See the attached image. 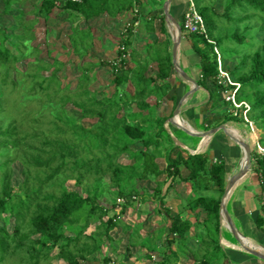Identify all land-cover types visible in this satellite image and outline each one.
I'll use <instances>...</instances> for the list:
<instances>
[{"label":"trees","instance_id":"trees-1","mask_svg":"<svg viewBox=\"0 0 264 264\" xmlns=\"http://www.w3.org/2000/svg\"><path fill=\"white\" fill-rule=\"evenodd\" d=\"M1 1L3 14L10 15L13 10L16 14L12 15V23L0 27V151L3 148H13L18 154V147H22V151L12 158L17 161L22 155L20 164L23 180L19 190H25V196L20 201L27 205V213L13 218L14 207L8 206L14 191L10 185L11 159L0 162V173L5 169L0 183V220L4 221L10 216L15 223L10 233L3 226L5 238L0 234V239L8 240L6 238L10 236L11 239L17 238L18 245L15 249L24 248V252L30 256V264H52L54 258L65 264H88L89 257L101 250L104 239L110 240L109 233L117 225L112 218L104 221L108 212L114 211L116 217L125 209L124 206L115 211L113 203L106 199L104 201V188L117 198L139 195L142 193L141 182L150 176L159 177L163 172L172 178H181L182 166L189 172L183 181L192 182L194 191H207L217 187L219 195H196L194 200V207L200 206L205 211L201 226L204 235L199 238V248L193 252L186 247V234L191 227L187 220H181L178 216L170 217L167 253L157 251L155 264H176L180 256H188L189 253L194 264L228 262V255L219 244L220 199L226 183L225 165L223 162H213L209 152L186 157L177 152L172 157L175 146L164 127L168 117L158 112L161 102L172 87L169 81L173 67L168 42L151 41L146 46L147 55L144 60L135 56V68L122 69L121 73L115 74V89L129 82L134 92L132 96L125 94L120 98L115 91L109 98L103 95L91 100L86 96L80 97L83 101H72V106L77 108L82 119H97L92 128H85L78 123H65V117L70 116L66 114L65 107L73 98L61 95L66 89L69 90L61 85L58 76L61 66L55 61L49 64L41 60L35 47L31 45V29L39 20L48 22L57 9L63 10L70 22L71 33L68 40L72 52L79 58L85 57L93 46V35L89 28L81 27L82 22L103 14L116 17L136 9L134 21H144L147 32L154 31L153 25L158 20L160 31L166 34L162 12L164 0H151L157 11L154 10L148 16H144L139 10L146 7L144 0H81L80 3L39 0L31 19H26L27 13L18 7L25 0ZM193 2L203 18L207 38L184 32L182 23L188 9L186 0H172L169 12L182 28L181 54H190L197 60L195 69L200 75L196 79L197 85L210 91L211 107L219 109L214 114L216 121L211 127L235 120L246 125L242 119L230 114L229 107L218 93L220 88L215 85L218 74L214 52L216 46L225 69L241 84L239 98L250 105L248 118L253 122L255 130L262 132L259 143L264 146V0ZM130 30H126V37L131 35ZM260 32L262 35L259 39L257 34ZM243 46L249 47V51L242 49ZM121 54L123 53L120 52L119 57ZM236 57L238 60L230 66L229 62ZM20 60H28L24 72L17 69L16 64ZM152 62L157 64L158 72L155 76H146L148 65ZM124 64L125 61L121 58L120 65ZM106 65L111 66L113 71L118 69L113 63ZM86 73L85 69L81 70L79 82L72 90L85 94L89 91L87 82H84V78L89 79ZM37 94L41 97L36 98ZM175 94L169 100L176 102ZM151 96L157 97L159 102L150 105L147 99ZM22 103L30 106L36 104L39 108L54 111L52 121L55 123V137L51 138V142L50 137L43 136L42 132L34 133L32 126L23 130L18 115L8 112L9 107L17 109ZM133 106L137 112L128 113L127 107ZM121 112L123 113L120 115ZM31 121L33 124L36 120L32 118ZM87 142L96 147L89 151ZM136 143L142 144L141 150L133 149ZM123 155L127 156L128 162H119ZM163 155L166 167L160 170L156 159ZM252 164L255 173L264 177V159L255 152H252ZM35 172L38 174L34 177ZM60 175L62 180L54 186V180L57 181ZM105 177L109 178V184L103 183ZM68 181H73L76 187L82 188V192L69 190L65 186ZM51 182L54 187L50 185ZM99 183H103L102 188ZM94 184L98 187L92 191ZM157 195L152 194L154 197ZM6 213L8 216L4 218ZM93 224L96 226L95 231L90 235L84 234ZM263 224L261 214L256 225L260 228ZM23 228L26 232H22ZM67 232L72 235H67ZM129 244H133L131 239ZM172 245L176 246L175 252H171ZM55 250L56 253L52 255ZM148 257L151 258L149 255Z\"/></svg>","mask_w":264,"mask_h":264},{"label":"crops","instance_id":"crops-1","mask_svg":"<svg viewBox=\"0 0 264 264\" xmlns=\"http://www.w3.org/2000/svg\"><path fill=\"white\" fill-rule=\"evenodd\" d=\"M27 2L28 0H25L21 5L26 4ZM0 5L1 27L5 24L12 23V21H7L6 18L10 17L12 19V15L14 14L13 12H11L10 15L3 14V4L1 0ZM21 5H18V7L20 8ZM22 11L26 13L24 9ZM134 17L135 10H131L123 12L116 17H109L108 15L103 14L92 18L87 22H82L81 27L89 28L93 35V46L89 49L85 57H88L90 52L97 48V44L100 52H102L101 54H105L106 51L104 44L106 40H108V37L112 36L115 41L110 42L118 45L114 48V45H110L109 42L110 46H108V48H112V51L110 52L111 56L109 59H101L104 63L112 64L119 57V47L124 46L126 53L124 59L125 64L123 66L120 65L116 71H113L111 66L106 65V63L104 65H99L100 67L95 65V71L104 69V74L111 77V80L115 78V74L121 73L122 69L131 70L135 68L137 65L135 56L137 59H139L140 56V58L144 60L147 55L146 46L153 40H157L158 42L167 41L169 51H171V36L166 25V34L162 33L156 24L153 25V32H147L145 26L139 27V22L134 21ZM26 18H28V15ZM135 22L138 23V26H133V23ZM129 25H131V35L126 37V26L129 27ZM99 32H101L102 35H100ZM178 62L181 68H183V70L195 80L200 76L195 69L197 60L192 58L190 54H187L186 56L182 55L181 44L179 47ZM90 63L92 62L90 61ZM157 72V64L153 62L149 63L146 76H155ZM169 82L172 87L167 92L166 97L158 108L159 114L167 116L168 119L172 117L173 111L180 98L191 86L180 80L178 75L174 72V69ZM121 86V89L117 90L115 87L114 90L107 93L105 97H111L115 91L120 98L124 97L125 94L133 95V88L129 82ZM174 93L177 94L176 102L169 100ZM209 98L210 91L202 86H198V90L183 103L177 122L184 125L190 131L198 133L214 128L211 127V125L216 121L214 114H217L219 109H213L211 107L212 103L209 101ZM147 102L150 105H155L156 102H159V99L155 96H151L147 99ZM127 112L135 113L137 112V109L134 106L131 108L127 107ZM127 112L125 111L124 113ZM122 113L123 112H121L120 115ZM168 119L164 124V127L167 133L171 136L175 146V151L172 153V157H174L177 152L181 153L184 157H186V155L209 152L213 162H223L225 165L226 186L228 178L235 174L240 167L243 157L241 148L221 131H218L211 137H191L176 126L170 124ZM225 125L226 127L229 126L227 128L228 131L237 138L245 140L250 134L249 128L239 122V120L228 121ZM253 129L256 131L255 128ZM240 130L247 132V135L242 136ZM259 131L260 130L257 129L256 132L259 134ZM207 138L209 139L206 142ZM250 145L251 148H254L253 142L250 143ZM133 149L136 151L141 150L142 144L136 143L133 145ZM156 162L159 165L160 170L165 169L166 159L164 155L157 158ZM162 162L164 163L163 165ZM188 174L189 172L181 166V178H172L166 172H163L159 177L150 176L146 181L141 182L140 188L142 193L139 195L135 194L137 197L136 201L125 202L121 205H117L116 202H114V210H120L125 206L124 212L116 217L114 216V211L108 212L104 221L107 218H112L117 225L109 233L110 240L104 239L101 250L89 257L88 264H155L158 258L157 251H160V253H167L168 247H166V245L168 229L171 224L170 217L174 216H178L181 220H187L191 225L186 234L188 239L186 247L190 251H196L200 246L199 238L204 235L201 226L205 219V211L200 206L194 207V200L196 199V195L218 197L219 190L217 187H212L207 191H194V185L192 182L185 183L183 181L187 178ZM155 193L158 195L155 197L152 196V194L155 195ZM263 198L264 181H261L259 174L255 173L252 164L251 170L235 184L226 202V208L238 230L246 237V240L261 247L264 246L258 242V234L261 233L264 235V224L259 228L256 225V220L258 217H261V202ZM103 200L105 201V199ZM145 205L147 206V211L143 212L141 208ZM135 216H137V218ZM95 227V224L90 225L84 234L90 235L95 231ZM226 230L223 220L220 217L219 244L228 255V262H224V264H264L262 260L241 251L239 248L240 246L237 245L235 241L230 242V238H228L229 240H225L229 233L228 230ZM66 234L69 236L72 235L69 232ZM129 239L133 241V244H129ZM171 250V252H175L176 246L172 245ZM55 253L56 250L53 251L52 255ZM148 255L151 256V258H149ZM53 260L59 259L54 258ZM53 260L52 264L54 262ZM62 263L64 262L62 261ZM176 264H194V262L189 253L188 256H180Z\"/></svg>","mask_w":264,"mask_h":264},{"label":"rangeland","instance_id":"rangeland-1","mask_svg":"<svg viewBox=\"0 0 264 264\" xmlns=\"http://www.w3.org/2000/svg\"><path fill=\"white\" fill-rule=\"evenodd\" d=\"M144 1L146 4V7L144 9L143 8L139 9L140 12H142L144 16H148L154 10L157 11L155 9L156 6L151 0H144ZM155 1L159 2L158 0H155ZM37 4H38L37 0H28L26 4H23L20 6V8L22 10L24 9L28 15V18L26 19L33 18V13H35L34 7H37ZM0 8H1V5H0ZM217 10H219V12L221 13L220 7L217 6ZM13 13L16 14V11L13 10ZM6 20L12 21L10 17L6 18ZM138 22H139V27L144 26V21L142 22L138 21ZM154 24H156V26L159 27L158 20ZM70 26H71L70 22L66 19V14L63 12V10H58V9L54 10L48 22L39 20L37 24L31 29L30 32L31 34H33V40H32L31 45L35 47V49L37 50L38 56L41 60H44L45 62L49 64L55 61L59 63L61 66L60 73H58V76L61 81V85L63 87L69 88V90L66 89L64 93H62L61 95L64 97H67L68 99H70L69 97L73 98V99H70V102L65 107L66 114L72 116V117L66 116L65 123L69 125L78 123L85 128H92V126L95 124L94 122H96V118L82 119L80 117V112L77 110V108H74L72 106V101L73 102L83 101V99L81 98H84L86 96L89 97V99L91 100L92 98L99 99L102 95H107V93L114 90L115 88L114 78L113 80H111V77L106 76L103 72L104 69L95 71V65L100 67L99 65H102V62H103L101 61V59L105 60V58H108V59L110 58L111 56L110 52L112 51V48L111 47L108 48V46L114 45V48H116L118 44H112L110 41H115V39L112 36H109L108 40H106L107 43L105 42L104 44L105 51H106L105 54H101L102 52H100V49L98 48V44H97V48L93 49L90 52V55L88 57L79 58L75 56V54L72 52L71 45L68 40V37L71 33ZM126 28L131 29V25H129V27L126 26ZM99 33L100 35H102L101 32ZM261 35H262V32L257 34V37L260 39ZM109 42H110V45H109ZM246 47L247 46H243L242 49H246V51L248 52L249 47L247 48ZM35 56H37V54H35ZM237 60H238L237 57L234 58L232 62H229L230 63L229 65L232 66ZM90 61L92 63H90ZM27 64H28V60H20L16 64V66L20 72H24L26 70ZM83 69L86 70L87 72L86 74L89 76L88 80L84 78V82H87L86 86L88 90L90 91V92L87 91L86 94L84 92L81 93V92L72 90L76 87L77 83L79 82L81 70L83 71ZM121 87L122 86H119V89H121ZM35 97L40 98L41 96L37 94ZM87 108H89L88 104H87ZM7 110L9 113H16L18 115L19 121L22 125L23 130L28 129L32 126V130L34 133H36V131L42 132L43 136L50 137V140H49L50 142L52 141L51 138L55 137V123L52 121L54 111L52 109L45 108V107L39 108L37 107L36 104H34L33 106H30V105H25L24 103H22L21 107H18L17 109H12L9 107ZM32 118L36 120V121H33V124L31 121ZM88 126H91V127H88ZM240 132L242 136L247 135V132L245 131L240 130ZM261 134L262 132L259 131L258 137H260ZM34 140L36 141V139ZM22 144L24 145V142ZM87 145L89 146V151H91L94 147H96L95 145H90L89 142H87ZM251 149H252V152H254V148H251ZM18 151H19L17 152L18 154L22 151L21 146L18 147ZM18 154L15 153V150L13 148H8V149L3 148L0 151V162L1 163L8 162V160L11 159L9 160L11 162L9 164L10 166L9 167L10 185L12 186L14 191H13V194L11 195V199L8 201V206L14 207L15 216L13 218H17V216L20 214L24 215L27 213V205L24 202L20 201L25 196V190L24 189L19 190V186L23 180V176L21 173L22 172V166H21L22 155L20 154L21 157L18 158L17 161L13 160L12 158ZM126 157L127 156L123 155L119 159V162L120 163L128 162ZM163 164L164 163L162 162V165ZM6 168L8 171V166H6ZM4 171L5 169H3L2 174L5 173ZM2 174L0 173V183L2 182L1 179L3 178ZM37 174L38 173L35 172L33 174L34 177ZM60 180H62L61 175L58 177L57 181L56 179L54 180L53 182L54 186H56V183L60 182ZM103 183L109 184V178L105 177L103 180ZM103 183L102 185L101 183H99L100 188H102ZM50 185L53 186L52 182ZM65 186L69 190H76L77 192H82V188L76 187L73 181L66 182ZM95 187H98V186L94 184L92 191L95 190ZM0 190H1V186H0ZM103 197H104L103 199H106L110 203H114L117 200V196L112 193H108V190L105 188H104ZM146 208L147 206L145 205L141 208V210H143V212H146L147 211ZM7 214L8 213L3 215V217L5 218V216H8ZM135 217L137 218V216ZM13 218L8 216L7 218L8 220L7 219H5L4 221L0 220L1 237L5 238V234H4L5 228L7 232L9 233L12 231L15 225ZM133 220H134V217H133ZM23 229L24 230L22 232H26V229L25 228ZM258 237H259L258 242L262 246H264V235L260 233L258 234ZM11 238L12 237L10 236L9 238H6L8 240L0 239V264H30V256L24 252V248L19 247L17 248V250L15 249V246L18 245V242H16L17 238L15 239H11ZM228 238H230V242L235 241L232 238L230 233H228L227 239L225 240H229ZM8 244H9V247L7 246ZM53 261H54L53 264H64L62 263V261H59V260H53Z\"/></svg>","mask_w":264,"mask_h":264},{"label":"water","instance_id":"water-1","mask_svg":"<svg viewBox=\"0 0 264 264\" xmlns=\"http://www.w3.org/2000/svg\"><path fill=\"white\" fill-rule=\"evenodd\" d=\"M172 3V0H164L162 4V12L164 16L165 25L168 28V32L171 36V62L174 69V72L178 75L179 79L182 80L185 83L190 84L189 90L180 98L179 102L177 103L172 117L168 119V122L183 132H185L187 135L191 137H211L214 134H216L218 131L223 132L230 140H232L236 145H238L242 150V160L240 163V167L238 171L230 176L227 180V184L224 188V192L220 199V217L225 222V227L228 230V232L231 234L232 238L235 240L236 244L240 246L241 251L244 253L253 256L255 258H258L264 262V252L248 246L244 243L243 240L246 239L245 236L238 230V228L235 226L233 219L229 213V211L226 208V199L230 195L231 190L235 186V184L242 179L250 170L252 166V149L249 142L235 137L233 134H231L225 124H221L217 127H214L212 129H209L205 132H193L190 131L188 128H186L184 125L177 122V119L179 118V114L182 108L183 103L185 100L190 97L192 94H194L198 90V85L196 80L190 76L187 72H185L178 62L179 57V47L181 44L182 39V28L179 24V22L170 14L169 7Z\"/></svg>","mask_w":264,"mask_h":264},{"label":"built area","instance_id":"built-area-1","mask_svg":"<svg viewBox=\"0 0 264 264\" xmlns=\"http://www.w3.org/2000/svg\"><path fill=\"white\" fill-rule=\"evenodd\" d=\"M64 1V0H62ZM74 3H80L81 0H68ZM188 2V9L184 13L182 28L186 34H198L207 38V32L205 28V24L202 16L198 13L193 0H186ZM135 9V14H136ZM133 26L137 25V22L133 23ZM213 43L212 41H209ZM214 44V43H213ZM119 51L122 52L120 57L113 63L114 66H120V60L125 59L126 53L124 54L125 48L124 46L119 47ZM214 52L216 54V62H217V71L218 74L215 77V85L220 88L219 93L222 95V98L226 104H228L230 108V114L234 117L242 119L247 127L252 130L255 128L252 121L248 118V112L250 111V105L239 98V92L241 89V84L235 81L229 72L225 69L220 52L218 48L214 47ZM260 137L256 142H253L254 152L260 157L264 159V146L259 143ZM261 181H264V177L259 175ZM137 197L135 194H131L128 198H117L116 204L121 205L125 202L136 201ZM262 209V217L264 222V198L261 202Z\"/></svg>","mask_w":264,"mask_h":264},{"label":"bare ground","instance_id":"bare-ground-1","mask_svg":"<svg viewBox=\"0 0 264 264\" xmlns=\"http://www.w3.org/2000/svg\"><path fill=\"white\" fill-rule=\"evenodd\" d=\"M228 127H229V126H227V128H228ZM249 133H250V134L247 136V138L245 139V141H247V142H249V143H252V142H256V141L259 139V137H258V133H257L256 131H254L253 128H252V130H250ZM208 139H209V138H207L206 142L208 141ZM242 158H243V157H242ZM229 196H230V195H229ZM229 196L227 197L226 202H227ZM223 224L225 225V222H224V221H223ZM243 241H244V243H245L246 245L251 246V247H254V248H257V249H259V250H261V251L264 252V247H261V246L255 244V243H253V242H249V241L246 240V239L243 240ZM239 248H240V247H239ZM240 249H241V248H240Z\"/></svg>","mask_w":264,"mask_h":264}]
</instances>
